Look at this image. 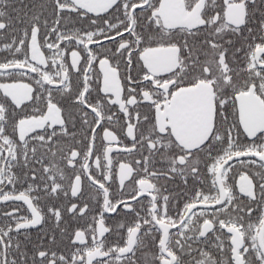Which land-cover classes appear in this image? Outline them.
<instances>
[{
    "label": "snow or ice",
    "instance_id": "1",
    "mask_svg": "<svg viewBox=\"0 0 264 264\" xmlns=\"http://www.w3.org/2000/svg\"><path fill=\"white\" fill-rule=\"evenodd\" d=\"M0 206V264H264V0H0Z\"/></svg>",
    "mask_w": 264,
    "mask_h": 264
},
{
    "label": "flooded vegetation",
    "instance_id": "2",
    "mask_svg": "<svg viewBox=\"0 0 264 264\" xmlns=\"http://www.w3.org/2000/svg\"><path fill=\"white\" fill-rule=\"evenodd\" d=\"M0 207H2V206H0ZM8 210H11V209L9 208Z\"/></svg>",
    "mask_w": 264,
    "mask_h": 264
}]
</instances>
